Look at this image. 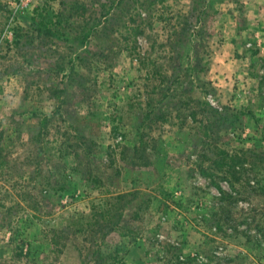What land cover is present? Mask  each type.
I'll list each match as a JSON object with an SVG mask.
<instances>
[{"label": "rangeland", "instance_id": "rangeland-1", "mask_svg": "<svg viewBox=\"0 0 264 264\" xmlns=\"http://www.w3.org/2000/svg\"><path fill=\"white\" fill-rule=\"evenodd\" d=\"M76 1L0 0V264H264V0Z\"/></svg>", "mask_w": 264, "mask_h": 264}, {"label": "trees", "instance_id": "trees-1", "mask_svg": "<svg viewBox=\"0 0 264 264\" xmlns=\"http://www.w3.org/2000/svg\"><path fill=\"white\" fill-rule=\"evenodd\" d=\"M121 3H123V0H118L117 6L121 5ZM79 4H81V2L77 0L75 3H72V5L70 4V6H68L66 13L63 12V13H58V14H54V13H52L51 15L49 14L46 22L53 23V21H55L53 19L54 15L57 17L56 23L63 21V19L66 18L70 14L69 9L71 8L74 9L76 6H79ZM41 24L45 25L44 18L42 19ZM42 30H44L45 34L50 35V36L57 34V29H54V28H47V29L44 28ZM96 30H97V27L88 28L85 31L84 40H90L91 37L97 32ZM44 122H46V120H44ZM124 197L125 195L121 193L111 194V195L109 194L107 195L106 193H103L102 198H103L104 208L102 210H99L98 206L94 207L92 213L89 214L90 220H88L87 225L86 226L80 225V223H78V227L75 229L76 232L85 233L86 231L91 230L93 234H99L102 239H105V238L107 239V236H110L111 234L117 232V230L123 227L122 219L124 215L122 211L121 212L119 211L118 206H119V203L124 200ZM101 206L102 205H99V207ZM85 219L86 218L83 215L80 217V220H82V222ZM75 224L76 222L74 223V225ZM83 224L85 223L83 222ZM61 237H66V235H62ZM100 248L101 246H98V249L93 252V255L98 260L103 259L102 253L100 252Z\"/></svg>", "mask_w": 264, "mask_h": 264}]
</instances>
